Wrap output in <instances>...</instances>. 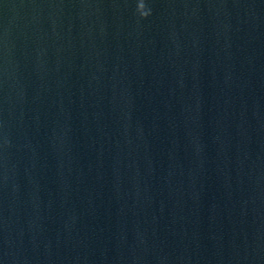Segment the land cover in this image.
Returning a JSON list of instances; mask_svg holds the SVG:
<instances>
[{"label": "water", "instance_id": "1", "mask_svg": "<svg viewBox=\"0 0 264 264\" xmlns=\"http://www.w3.org/2000/svg\"><path fill=\"white\" fill-rule=\"evenodd\" d=\"M0 0V264H264V0Z\"/></svg>", "mask_w": 264, "mask_h": 264}, {"label": "clouds", "instance_id": "2", "mask_svg": "<svg viewBox=\"0 0 264 264\" xmlns=\"http://www.w3.org/2000/svg\"><path fill=\"white\" fill-rule=\"evenodd\" d=\"M144 3H143V0H141V3L138 5V10L141 12L142 15L146 16L147 13H145L144 11Z\"/></svg>", "mask_w": 264, "mask_h": 264}]
</instances>
